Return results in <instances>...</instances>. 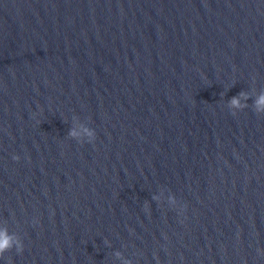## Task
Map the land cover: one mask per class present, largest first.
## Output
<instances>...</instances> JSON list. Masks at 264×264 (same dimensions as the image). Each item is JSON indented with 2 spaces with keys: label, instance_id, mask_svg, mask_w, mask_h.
<instances>
[{
  "label": "water",
  "instance_id": "water-1",
  "mask_svg": "<svg viewBox=\"0 0 264 264\" xmlns=\"http://www.w3.org/2000/svg\"><path fill=\"white\" fill-rule=\"evenodd\" d=\"M262 94L264 0H0V264H264Z\"/></svg>",
  "mask_w": 264,
  "mask_h": 264
},
{
  "label": "clouds",
  "instance_id": "clouds-1",
  "mask_svg": "<svg viewBox=\"0 0 264 264\" xmlns=\"http://www.w3.org/2000/svg\"><path fill=\"white\" fill-rule=\"evenodd\" d=\"M233 106H239V101L236 97H233L231 100ZM256 104H264V94L256 100ZM15 158V157H14ZM11 247V237L6 234V231H0V252H3L7 248Z\"/></svg>",
  "mask_w": 264,
  "mask_h": 264
}]
</instances>
